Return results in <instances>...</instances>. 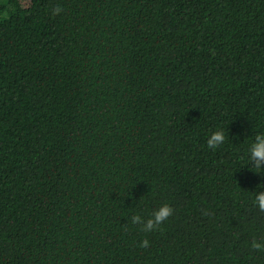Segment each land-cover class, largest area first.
Masks as SVG:
<instances>
[{
  "label": "trees",
  "instance_id": "obj_1",
  "mask_svg": "<svg viewBox=\"0 0 264 264\" xmlns=\"http://www.w3.org/2000/svg\"><path fill=\"white\" fill-rule=\"evenodd\" d=\"M259 133L264 0H0V264H264Z\"/></svg>",
  "mask_w": 264,
  "mask_h": 264
},
{
  "label": "clouds",
  "instance_id": "obj_2",
  "mask_svg": "<svg viewBox=\"0 0 264 264\" xmlns=\"http://www.w3.org/2000/svg\"><path fill=\"white\" fill-rule=\"evenodd\" d=\"M61 11V8L57 6L53 13L57 14ZM225 136L223 131H215L208 138L207 144L209 148H216L223 144ZM249 159L252 162L253 168L256 172H262L264 170V133H259L255 136L254 142L249 148ZM255 205L260 211H264V191L258 192L255 195ZM173 213V208L168 204L161 205L156 209L152 215L146 220L140 215H133L131 221L133 224L141 226V230L145 232H152L157 230L163 222ZM141 247H148L149 241L144 239L140 242ZM251 247L257 251H264V243L256 240L252 241Z\"/></svg>",
  "mask_w": 264,
  "mask_h": 264
}]
</instances>
